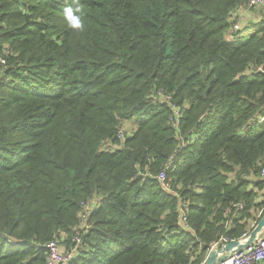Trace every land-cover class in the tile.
<instances>
[{"label": "trees", "instance_id": "16d2710c", "mask_svg": "<svg viewBox=\"0 0 264 264\" xmlns=\"http://www.w3.org/2000/svg\"><path fill=\"white\" fill-rule=\"evenodd\" d=\"M248 1L79 0V31L71 0H0V264H46L53 240L69 264H205L260 221L264 6Z\"/></svg>", "mask_w": 264, "mask_h": 264}, {"label": "built area", "instance_id": "2783aa9c", "mask_svg": "<svg viewBox=\"0 0 264 264\" xmlns=\"http://www.w3.org/2000/svg\"><path fill=\"white\" fill-rule=\"evenodd\" d=\"M253 6H264V0H249L246 4L245 7H253ZM239 33V28L237 25H234L233 29L229 32L228 37L231 39L238 38L240 35ZM166 93L164 90H161L158 94H163ZM126 127V126H125ZM130 130H132L135 127H130ZM130 133L129 131H126L125 128H120L117 132V137L121 140V142H124L127 138V134ZM111 142V141H109ZM113 143V142H112ZM115 147L114 144L107 143V148L108 150L111 148ZM261 177L264 181V166L260 170ZM156 178L161 182L162 186L164 187L165 190H170L171 189V179L167 178L166 171L160 172ZM244 207V204L239 202V203H234L231 205L229 209V213L231 212H238L242 210ZM93 209V203L92 201L87 202L83 205V209L80 213V216L83 219H85L90 211ZM264 211V207L262 208L261 212L258 215V218H261L262 213ZM182 220L184 221V225L187 228L188 227V218L186 214H183ZM259 221H254L249 229L243 233V236L239 240H232L228 236L221 237L218 241L213 242L210 247L209 255L211 252L218 250L225 246L226 243H229L231 241H240L244 242V240H247L250 237L251 232L254 230V227ZM86 229V228H85ZM76 244L81 245L82 244V237H76ZM46 248L48 250V257H47V262L46 264H69V262L72 260L74 257L75 251H60L58 243L53 240L49 242L46 245ZM208 255V256H209ZM264 263V232L262 233L261 236L257 238L253 243L248 244L243 250L231 255L230 257L226 258L225 261L217 262L216 264H262Z\"/></svg>", "mask_w": 264, "mask_h": 264}, {"label": "water", "instance_id": "95a60500", "mask_svg": "<svg viewBox=\"0 0 264 264\" xmlns=\"http://www.w3.org/2000/svg\"><path fill=\"white\" fill-rule=\"evenodd\" d=\"M264 232V215L261 217L260 221L254 227V230L251 232L250 237L244 242L240 241H231L226 243L222 248L211 252L208 256L205 264H216L217 262L225 261L226 258L231 255L243 250L248 244L253 243L259 236Z\"/></svg>", "mask_w": 264, "mask_h": 264}, {"label": "clouds", "instance_id": "9594fccd", "mask_svg": "<svg viewBox=\"0 0 264 264\" xmlns=\"http://www.w3.org/2000/svg\"><path fill=\"white\" fill-rule=\"evenodd\" d=\"M71 3L75 4L76 6L74 8H65L64 19L70 29L82 31L84 29V14L81 10L79 0H71Z\"/></svg>", "mask_w": 264, "mask_h": 264}, {"label": "crops", "instance_id": "0c3cea01", "mask_svg": "<svg viewBox=\"0 0 264 264\" xmlns=\"http://www.w3.org/2000/svg\"><path fill=\"white\" fill-rule=\"evenodd\" d=\"M262 18L261 13L259 12H253V13H247L245 17L243 18V26L241 27L242 31L239 33L241 37H244V34H250L254 30V26L257 25V23ZM253 190H256L255 187L252 188ZM263 195V194H262ZM261 195V197H262Z\"/></svg>", "mask_w": 264, "mask_h": 264}, {"label": "rangeland", "instance_id": "374dc122", "mask_svg": "<svg viewBox=\"0 0 264 264\" xmlns=\"http://www.w3.org/2000/svg\"><path fill=\"white\" fill-rule=\"evenodd\" d=\"M253 28H254V31H256V30L259 28V27H258V23H257V25H255ZM127 126L135 127V126H132V125H127ZM127 126H126V127H127Z\"/></svg>", "mask_w": 264, "mask_h": 264}]
</instances>
